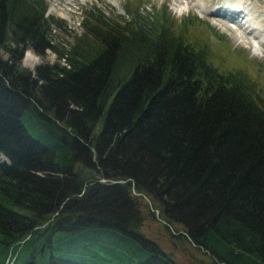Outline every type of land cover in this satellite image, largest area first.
I'll list each match as a JSON object with an SVG mask.
<instances>
[{
  "label": "trees",
  "instance_id": "trees-1",
  "mask_svg": "<svg viewBox=\"0 0 264 264\" xmlns=\"http://www.w3.org/2000/svg\"><path fill=\"white\" fill-rule=\"evenodd\" d=\"M48 5L0 0V264H177L143 197L214 261L264 264L256 84L139 14L90 9L57 48ZM29 48L66 63L24 69Z\"/></svg>",
  "mask_w": 264,
  "mask_h": 264
},
{
  "label": "rangeland",
  "instance_id": "rangeland-1",
  "mask_svg": "<svg viewBox=\"0 0 264 264\" xmlns=\"http://www.w3.org/2000/svg\"><path fill=\"white\" fill-rule=\"evenodd\" d=\"M45 1L49 4L46 15L50 16L49 20L53 27L52 38L57 44V48L65 47L68 50L78 41L84 33L83 18L90 9H100L108 18L118 23H123V20L130 22L137 20L138 17L134 18V14H139L141 18H150L154 22L166 23L171 31L176 35H181L183 41L191 48L204 49L209 61L218 70L246 73L248 78L256 84L259 93L264 96V41L252 46L245 37L246 35L240 33L238 28L234 30L229 27L231 24L228 23L227 26L219 17L209 11L199 9L206 8L208 10L222 6L239 8L244 5L255 7L257 12H261L262 16L259 18H263L261 38L264 39V0H198L200 4L194 1L197 5L188 3L189 0ZM53 7H59L60 12L64 15L57 14ZM56 20L61 22L56 24ZM25 56L26 52L21 61L22 67L32 69L27 66L30 65V59ZM37 56L39 59L36 58L35 65L32 64L34 67L43 62L66 63L65 57L59 59L58 54L50 49L46 51L45 55L37 54ZM140 201L143 217L139 227L141 233L154 240L160 249L172 256L177 264H222L214 261L209 254L191 243L184 236L183 228L180 225L168 226L153 203L151 204L144 197ZM96 243L103 245V242ZM91 260L95 264H103L95 258ZM8 264H11V261Z\"/></svg>",
  "mask_w": 264,
  "mask_h": 264
},
{
  "label": "bare ground",
  "instance_id": "bare-ground-1",
  "mask_svg": "<svg viewBox=\"0 0 264 264\" xmlns=\"http://www.w3.org/2000/svg\"><path fill=\"white\" fill-rule=\"evenodd\" d=\"M194 1H197L198 3V0H189L188 3L197 5L196 3H194ZM55 7H53V9ZM199 9H201V11H209L210 13L219 17L221 21L227 26H228V23L231 24L229 25V27L234 30L238 28L240 33L242 32L244 33V35H246L245 37H247V40L250 41L252 46H255L261 43L262 41H264V39L261 38V33L263 30L262 29L263 18L262 19H260L261 17L259 18V16H262L260 14L261 12L260 13L257 12V9H255V7L253 8L252 6L244 5L242 6L241 9H237V7L231 8V6L230 7L228 6L215 7L214 9H208V10L206 8H199ZM54 10L57 14L64 15L63 13L60 12L59 7L55 8ZM25 57L30 59V63H29L30 65H27V66L33 69L35 65L34 62H36V58L38 60L39 57L31 49L26 51Z\"/></svg>",
  "mask_w": 264,
  "mask_h": 264
}]
</instances>
